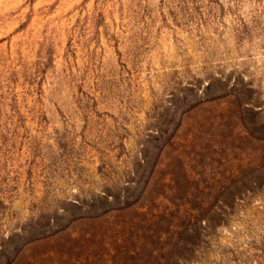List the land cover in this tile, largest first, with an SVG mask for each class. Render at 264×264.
Masks as SVG:
<instances>
[{
    "label": "rangeland",
    "instance_id": "1",
    "mask_svg": "<svg viewBox=\"0 0 264 264\" xmlns=\"http://www.w3.org/2000/svg\"><path fill=\"white\" fill-rule=\"evenodd\" d=\"M0 264H264V0H0Z\"/></svg>",
    "mask_w": 264,
    "mask_h": 264
}]
</instances>
